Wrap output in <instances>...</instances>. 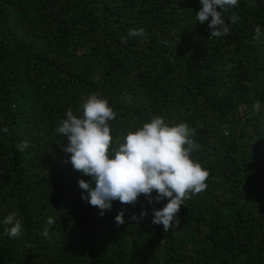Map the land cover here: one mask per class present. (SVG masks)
Wrapping results in <instances>:
<instances>
[{
    "label": "trees",
    "instance_id": "16d2710c",
    "mask_svg": "<svg viewBox=\"0 0 264 264\" xmlns=\"http://www.w3.org/2000/svg\"><path fill=\"white\" fill-rule=\"evenodd\" d=\"M199 7L0 0V221L14 213L23 226L9 238L0 224V264H264V0L217 8L228 26L217 38ZM133 28L145 35L128 37ZM92 93L115 112L114 141L155 116L194 130L207 188L184 200L174 228L151 222L166 200L113 201L100 215L81 199L77 182L90 177L55 128Z\"/></svg>",
    "mask_w": 264,
    "mask_h": 264
},
{
    "label": "clouds",
    "instance_id": "9594fccd",
    "mask_svg": "<svg viewBox=\"0 0 264 264\" xmlns=\"http://www.w3.org/2000/svg\"><path fill=\"white\" fill-rule=\"evenodd\" d=\"M199 5L194 18L199 25L207 23L210 37L227 35L228 26L222 13L236 7L238 0H199ZM230 19L234 22L236 17ZM255 33L257 38L264 35L259 27ZM144 35L142 28L128 31V37ZM252 107L259 112L262 105L257 101ZM81 108L80 116L68 110L55 128L58 135L66 138L67 146L62 150L70 154L67 162L73 170L90 177V182L83 179L77 182L82 190L81 199L96 207L100 215L111 210L113 201L134 204L141 195L149 205L166 200L162 207H152L151 222L162 225L165 231L179 224L177 214L184 200L205 190L209 176L206 168L191 159V153L198 147L192 139L194 130L185 123L169 125L163 117L155 116L135 131L126 132L119 142L110 134L109 122L115 118V112L106 99L92 93ZM26 147V141L17 145L20 151ZM144 215L141 212V217ZM114 220L117 225L123 223V212ZM52 223L53 219L48 218L46 224ZM0 224L10 226L3 230V235L9 238H16L23 231L22 222L14 213Z\"/></svg>",
    "mask_w": 264,
    "mask_h": 264
}]
</instances>
